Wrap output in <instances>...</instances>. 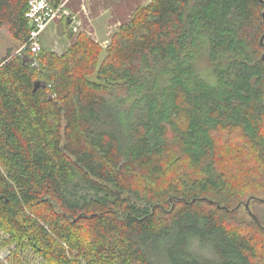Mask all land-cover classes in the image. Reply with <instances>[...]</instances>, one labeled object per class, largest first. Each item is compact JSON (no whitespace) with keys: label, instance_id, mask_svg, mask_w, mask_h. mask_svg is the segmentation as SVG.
Segmentation results:
<instances>
[{"label":"trees","instance_id":"16d2710c","mask_svg":"<svg viewBox=\"0 0 264 264\" xmlns=\"http://www.w3.org/2000/svg\"><path fill=\"white\" fill-rule=\"evenodd\" d=\"M29 1L0 0V28L20 46ZM263 36L264 0H151L106 50L82 31L63 53L0 58V248L12 264L28 251L47 264H255ZM248 195L262 225L229 209Z\"/></svg>","mask_w":264,"mask_h":264},{"label":"rangeland","instance_id":"374dc122","mask_svg":"<svg viewBox=\"0 0 264 264\" xmlns=\"http://www.w3.org/2000/svg\"><path fill=\"white\" fill-rule=\"evenodd\" d=\"M67 1L63 15L57 16L41 34V40L44 43L43 49L55 50L59 53L68 48L69 44L75 40V34L85 31L86 26H80L78 23L90 16H97L103 22L99 23L97 30L104 50L111 43L114 33L121 24L130 20L133 11L140 5L148 4L151 0H62ZM92 30V29H90ZM90 32V31H89ZM88 32V33H89ZM93 32V30H92ZM90 34V33H89ZM92 35V34H90ZM20 49V43L14 39L8 26L0 28V58L6 56L9 51L17 53ZM39 54V53H38ZM36 54L35 56H37ZM105 53H103V56ZM202 73L207 77L211 76L210 67L204 60L199 61ZM261 196L264 197V194ZM249 195L243 201L246 202ZM242 199L232 197L229 209H237V217L240 220H249L250 214L247 213ZM242 203V204H241ZM252 209L264 218V203L254 200L251 202ZM3 232L0 231V238ZM10 248H0V264H12L10 257ZM262 252V250H261ZM22 264V263H21ZM23 264H47L40 256L28 251L23 256ZM255 264H264V252L255 261Z\"/></svg>","mask_w":264,"mask_h":264},{"label":"built area","instance_id":"2783aa9c","mask_svg":"<svg viewBox=\"0 0 264 264\" xmlns=\"http://www.w3.org/2000/svg\"><path fill=\"white\" fill-rule=\"evenodd\" d=\"M64 6L55 5L50 0H30L27 17L33 25L30 38L22 44L18 52L30 50L35 55L42 49L41 34L57 16L63 15Z\"/></svg>","mask_w":264,"mask_h":264},{"label":"crops","instance_id":"0c3cea01","mask_svg":"<svg viewBox=\"0 0 264 264\" xmlns=\"http://www.w3.org/2000/svg\"><path fill=\"white\" fill-rule=\"evenodd\" d=\"M51 2H53L54 4H56V5H60V6H64V10H67V8L65 7V5L67 4V1L66 2H63L62 0H50ZM59 17H62V16H59ZM58 18V17H57ZM101 22H103V20L102 19H99L98 18V15L97 16H90V17H88L87 19H85V20H82V21H80L78 24L80 25V26H86L87 27V30L89 29V33L90 34H92V36L96 39V40H98V39H100L99 38V36H98V33H97V30H98V28H99V23H101ZM90 29H92L93 30V32H92V30H90ZM99 41V40H98ZM42 44H44L43 42H42ZM71 44V43H70ZM69 44V45H70ZM44 46V45H43ZM67 49V48H66ZM55 51V50H54ZM64 52V51H63ZM59 53V52H58Z\"/></svg>","mask_w":264,"mask_h":264},{"label":"water","instance_id":"95a60500","mask_svg":"<svg viewBox=\"0 0 264 264\" xmlns=\"http://www.w3.org/2000/svg\"><path fill=\"white\" fill-rule=\"evenodd\" d=\"M264 40V36L262 37V41ZM40 82L36 83L35 84V88L34 90L38 89L40 87ZM260 200H264V198H259ZM250 201L251 199H249L247 202H246V209L248 211V213L260 224L262 225V223L260 222L258 216L250 209ZM263 228H264V225H263Z\"/></svg>","mask_w":264,"mask_h":264}]
</instances>
